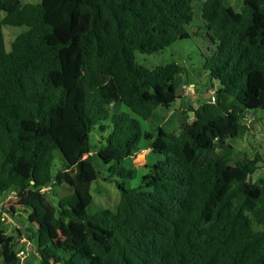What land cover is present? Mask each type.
Here are the masks:
<instances>
[{
	"label": "trees",
	"instance_id": "1",
	"mask_svg": "<svg viewBox=\"0 0 264 264\" xmlns=\"http://www.w3.org/2000/svg\"><path fill=\"white\" fill-rule=\"evenodd\" d=\"M193 2L0 0V193L29 197L41 264H264V178L251 180L264 150L234 163L230 144L250 134L251 113H264V0H244L240 12L204 2L216 51L203 70L220 89L174 132L142 129L179 100L182 68L147 69L136 53L189 40ZM6 26L29 28L10 52ZM96 129L109 134L93 154ZM146 148L155 161L128 188ZM96 157L120 179L116 212L88 213ZM55 185L74 191L57 207L42 192ZM17 244L0 228V264H21Z\"/></svg>",
	"mask_w": 264,
	"mask_h": 264
},
{
	"label": "rangeland",
	"instance_id": "2",
	"mask_svg": "<svg viewBox=\"0 0 264 264\" xmlns=\"http://www.w3.org/2000/svg\"><path fill=\"white\" fill-rule=\"evenodd\" d=\"M42 0H22L24 5H36ZM207 0H194L193 10L194 19L192 24L187 28L190 34L189 40H180L171 47L154 55H143L136 53V62L147 69H153L158 66L176 64L182 68V72L176 77L174 86L177 93L181 96H188L192 89L188 87L189 83H193L198 93L201 94V102L206 97V92L210 90V79L208 73L203 70V64L206 57L211 56L216 51V45L207 37L205 23L202 17V7ZM244 0H224V2L232 7L235 11L240 12ZM5 36L6 51L10 52L14 40L26 33L27 27H9L3 28ZM189 82V83H188ZM217 87L214 86V89ZM212 97L215 95L214 91ZM191 100L195 101L191 96ZM178 102V101H177ZM123 111L128 112L127 109ZM264 113L258 111L251 113L247 118L246 123L250 127V134L243 138L230 140V144L235 148V154L232 162H241L245 159H252L256 149L264 150ZM187 120V119H186ZM107 124V123H105ZM142 129L147 131L153 128V122L141 121ZM175 131V130H174ZM156 134L155 131L152 132ZM109 134L103 133L96 129L90 136V142L93 154H97L99 150V142L103 137ZM105 144V141H104ZM264 154V152H261ZM153 158L155 159L154 155ZM142 160V159H141ZM94 164L99 172V178L92 184L91 194L93 197L92 204L88 208L90 215L100 214L103 210L116 212L120 204L121 193L116 185L118 178H110L108 171L109 166H106L99 158L94 159ZM128 162H123L122 166L129 167ZM63 158L61 153L57 152L53 166V174L57 175L62 169ZM259 170L251 177L252 182L256 183L264 178V164H260ZM146 169L137 170V176L134 180L128 181V188H137L141 183V178L146 174ZM49 191V199L51 203L57 207L58 202L67 196L74 193L73 189L67 185H55ZM30 200L28 196H13L11 192L0 193V228L3 229L8 236L15 238L16 243L27 239L34 245V252L22 264H41L40 256L37 250V240L28 238V229L32 232H37V227L28 222L31 214L29 208Z\"/></svg>",
	"mask_w": 264,
	"mask_h": 264
},
{
	"label": "crops",
	"instance_id": "3",
	"mask_svg": "<svg viewBox=\"0 0 264 264\" xmlns=\"http://www.w3.org/2000/svg\"><path fill=\"white\" fill-rule=\"evenodd\" d=\"M214 86L217 88L214 89ZM188 87L192 89L189 97L179 95L180 98L178 102H176L169 110H158L154 112L151 120L153 122V128L151 130H147L146 132L152 133L155 131L156 133L157 130L161 129L164 132L171 133L176 130L180 122H193L195 120V115L192 113V111L198 109L199 106L211 100V93H213V91L215 93L220 89L219 86L210 83V90L206 92L207 98L201 102V94L197 92L195 85L193 83H189ZM191 96L194 97L195 101L191 100ZM154 161L155 159L153 158L151 149L146 148L137 156V158L134 160V164L137 166L138 170H141L147 165L153 164Z\"/></svg>",
	"mask_w": 264,
	"mask_h": 264
},
{
	"label": "built area",
	"instance_id": "4",
	"mask_svg": "<svg viewBox=\"0 0 264 264\" xmlns=\"http://www.w3.org/2000/svg\"><path fill=\"white\" fill-rule=\"evenodd\" d=\"M214 100V98H213ZM49 189L45 188L42 190V192H47ZM13 196H16V194H13ZM17 257L20 260V263H24L34 252V245L31 241L27 239H22L21 242L17 244Z\"/></svg>",
	"mask_w": 264,
	"mask_h": 264
}]
</instances>
